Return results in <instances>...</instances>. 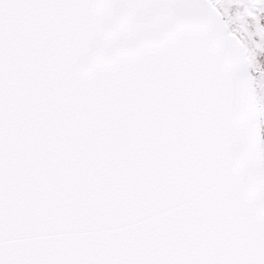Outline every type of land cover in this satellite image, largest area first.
I'll list each match as a JSON object with an SVG mask.
<instances>
[{
    "label": "snow or ice",
    "instance_id": "snow-or-ice-1",
    "mask_svg": "<svg viewBox=\"0 0 264 264\" xmlns=\"http://www.w3.org/2000/svg\"><path fill=\"white\" fill-rule=\"evenodd\" d=\"M0 264H264V0H0Z\"/></svg>",
    "mask_w": 264,
    "mask_h": 264
}]
</instances>
